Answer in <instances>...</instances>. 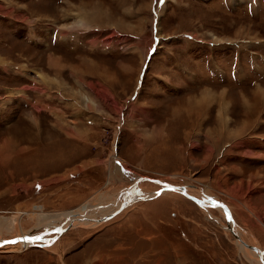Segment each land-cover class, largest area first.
Listing matches in <instances>:
<instances>
[{"label":"rangeland","instance_id":"374dc122","mask_svg":"<svg viewBox=\"0 0 264 264\" xmlns=\"http://www.w3.org/2000/svg\"><path fill=\"white\" fill-rule=\"evenodd\" d=\"M139 175L200 186L264 248V0H0V233L94 212ZM114 218L0 246V264H101L149 235L139 264H256L221 208L177 191Z\"/></svg>","mask_w":264,"mask_h":264},{"label":"bare ground","instance_id":"6f19581e","mask_svg":"<svg viewBox=\"0 0 264 264\" xmlns=\"http://www.w3.org/2000/svg\"><path fill=\"white\" fill-rule=\"evenodd\" d=\"M100 15H102V14H100ZM92 16V18H90V20H94L95 19V17L93 16V15H91ZM85 21H87V19L85 18ZM260 109V108H259ZM258 110V109H257ZM119 165V164H118ZM120 167H121V165H119ZM143 182H145L144 180H139L138 181V185H141V186H144V184H143ZM149 182V181H148ZM198 186H195V185H187V190L189 191V192H191V193H193V194H195V195H197L194 191H196L198 188H200V187H198ZM144 187H142V189H143ZM192 189V190H191ZM201 189V191H203L202 190V188H200ZM167 191H169V189H166V190H163V191H161L160 193H164V192H167ZM171 191V190H170ZM172 191H175V190H172ZM204 192V191H203ZM154 193V192H153ZM153 193H149L148 192V194H147V198H145V199H148V198H151L150 196H152L153 197ZM159 193V194H160ZM118 197V194L116 195V197H115V200L113 201V202H110V203H108L107 205H105V206H97L96 208H94L93 209V211L94 212H92V211H90L89 213H87L88 211H86V210H84L83 211V209H82V211L83 212H79V213H77V214H72V215H69V216H65V217H53L51 220H49V221H46V222H44V223H41V224H38V226H41L42 228H44V227H48V228H46L44 231H47V230H49V232L51 233V232H53V233H56V234H58L59 232V230H60V228L61 227H68L69 226V228L68 229H66L64 232H62L61 233V235L62 234H64L65 232H67L68 230H70L71 228H73V227H76V226H80V225H84V224H82V222L83 221H88V222H90V224L92 223V224H100V223H102V222H106V220H101V216L102 215H104V214H107V213H109V212H111V211H113L114 209H116L118 206H119V203H120V201H119V199L117 198ZM187 197V196H186ZM138 200H141V198L140 199H138ZM136 202V201H135ZM133 204V203H132ZM131 204V205H132ZM112 205L115 207V208H113L112 207ZM131 205H129V206H131ZM109 206H111V208H108V209H106L107 207H109ZM129 206H127V207H124L120 212H118L116 215H118V214H120L121 212H123L126 208H128ZM202 206V205H201ZM203 207H207V208H209V207H211V206H203ZM214 208H221V207H214ZM222 209V208H221ZM209 210V209H208ZM40 214H44V212H43V209H40V212H38V215H40ZM116 215H114V216H112L110 219H112V218H114ZM211 215V214H210ZM232 216H233V214H232ZM9 217H11V216H9ZM215 218V217H214ZM10 220H8L7 222H5L4 223V225H3V227H4V230H3V232H4V234L6 235V234H8V230H10L9 231V233H12L13 232V230H14V225H15V222L12 220V218H9ZM109 219V220H110ZM233 219H234V216H233ZM108 221V220H107ZM234 221H235V219H234ZM54 224H58V226H56V225H54ZM53 225V227H51ZM225 227V229L226 230H229V228H228V225H227V223L226 224H223ZM3 229V228H2ZM235 229H236V231H237V233H238V237L236 238L234 235V238L237 240V243L239 244V248H240V250H242L243 252H245V253H247V254H249V256H254V260H255V262H256V264H261L260 263V261L258 260V257H257V253L255 252V251H253L250 247H248V246H246V245H244L243 243H242V241H244V242H246L245 240H244V236H243V233L241 232V231H238L237 230V224H236V222H235ZM44 231H42L41 233H31L30 231H27V233H24V234H22L20 237H17L16 238V243H3L2 245H0V246H2V247H23L24 246V244H26L27 245V243H29V242H32V243H37V242H39V239H35L36 237H40V238H47L48 239V241H47V243H49V242H52V239L54 240V238L55 237H58L57 235L56 236H53L52 235V233L51 234H49L48 235V233H46V232H44ZM54 231H56V232H54ZM230 231V230H229ZM7 232V233H6ZM231 232V231H230ZM232 233V232H231ZM233 234V233H232ZM28 235H30V236H32V237H34V238H29V237H27ZM27 238V239H26ZM1 239H4V236H3V234L2 233H0V240ZM38 240V241H37ZM242 240V241H241ZM247 243V242H246ZM7 244H9V245H7ZM247 244H249V243H247ZM4 245H7V246H4ZM30 245V244H29ZM250 245H253L252 243H250ZM241 251V252H242ZM255 257H256V259H255ZM263 258H264V254H263Z\"/></svg>","mask_w":264,"mask_h":264},{"label":"water","instance_id":"95a60500","mask_svg":"<svg viewBox=\"0 0 264 264\" xmlns=\"http://www.w3.org/2000/svg\"><path fill=\"white\" fill-rule=\"evenodd\" d=\"M139 180L149 181V182H153V183H156L159 185V187L154 190L153 196L158 195L163 190L170 189V190H175V191L183 194L184 196H187L188 198H190L191 200H193L196 204H198L200 206L202 205V206H211V207H221L223 214H224L225 222L227 223L229 230L233 233V235L236 238L238 237V233L235 229V221L233 219L232 212H231L229 206L222 199L217 198V197H213L209 194H206L203 191H201V189L198 187H197L198 189L196 191H194L197 194V195H195V194H193L187 190L186 184L172 183L168 180H162L158 177H153V176H149V175H139L131 183H129L128 185L121 188L118 192V197H117L120 201L119 206L116 209H114L113 211L102 215L101 220H106V219L116 215L124 207L129 206L130 204H132L133 202L137 201L140 198L145 199L148 197L147 196L148 192H146L145 190L142 189V187H144V186L137 184ZM195 186H198V185L195 184ZM150 197H152V196H150ZM68 228H69V226L65 227V228L61 227L60 230L58 231L59 233L55 234L54 236H56V235L58 236L59 234H61L62 232H64ZM44 232L49 233V230L44 231ZM54 232H56V231H54ZM27 237L34 238L30 235H28ZM15 240H16L15 237L7 238V239H1L0 245L5 243L6 241H15ZM47 241H48L47 238H40L39 239V242H47ZM242 243L244 245L250 247L253 251H255L257 253V257H258V260L260 261V263L264 264V258H263L264 248H260L257 245L247 244L244 241H242Z\"/></svg>","mask_w":264,"mask_h":264},{"label":"crops","instance_id":"0c3cea01","mask_svg":"<svg viewBox=\"0 0 264 264\" xmlns=\"http://www.w3.org/2000/svg\"><path fill=\"white\" fill-rule=\"evenodd\" d=\"M93 157H91L90 159H92ZM88 159H89V157H88ZM89 159V160H90ZM88 163H90V162H88ZM53 170H57V169H53ZM58 172L57 171H55L52 175H54V174H57ZM64 174V173H63ZM52 175L50 176V177H52ZM62 177H67V176H58L57 178H54V180L55 181H58V180H60V179H62ZM39 182V181H38ZM52 182H53V180H52ZM49 183V182H48ZM48 183H46V184H44L43 185V187H48V186H50V187H53V188H56L57 187V185H52V183L51 184H48ZM39 184V183H38ZM53 188H52V190H53ZM58 194V193H57ZM57 194H53L52 196H56ZM85 203L86 202H83V203H81L79 206H76V207H74V208H68L69 210H65V211H57V212H64V213H70V212H72V211H75V210H77V209H79V208H81V207H83V205H85ZM1 217V216H0ZM10 218V217H9ZM113 219H115V218H113ZM113 219H110L111 221L113 220ZM110 220H108V221H110ZM110 221V222H111ZM107 222V221H106ZM54 225H56V226H58V224H54ZM125 225H127V226H125V227H127L126 229H128V226L129 227H132L133 226V222L132 221H130V220H126V224ZM51 227H53V225L51 226ZM45 228H48V227H45ZM136 229V228H135ZM131 231V230H130ZM136 234V230H135V233H130L129 231L127 232V231H125V230H121V231H118V233H117V236H118V238L116 237V242L117 241H119V242H121V244L122 243H124V242H126V243H129V242H133V240H135L136 241V237L134 238V235ZM17 237H20V236H16L15 238H17ZM146 238H147V244H146V246H145V248H143V249H141L139 252L137 251V246L136 247H134V248H130V250H132V252H134V253H132V254H126V255H123V254H114V253H111V252H106V254H104L103 253V255H104V257L106 258V259H108L107 261H101V264H139V263H137V262H135L134 260H135V255L134 254H140V253H142V252H144L145 254H149L150 255V257H151V253H152V251L151 250H153V247L152 246H150L151 244H152V242H153V239L150 237V235L149 236H146ZM4 239H6V238H4ZM135 246V245H134ZM110 253V254H109ZM112 254V255H111ZM153 256V255H152ZM146 258H150V257H148V256H145ZM153 258V257H152ZM152 258H150V259H152ZM152 260H154L155 261V259L153 258ZM179 263V262H178ZM140 264H150L149 262H147V260H145V261H143V262H141ZM179 264H181V263H179Z\"/></svg>","mask_w":264,"mask_h":264},{"label":"snow or ice","instance_id":"6c2138e0","mask_svg":"<svg viewBox=\"0 0 264 264\" xmlns=\"http://www.w3.org/2000/svg\"><path fill=\"white\" fill-rule=\"evenodd\" d=\"M35 239H40V238L39 237H36ZM5 243H16V241H6Z\"/></svg>","mask_w":264,"mask_h":264},{"label":"trees","instance_id":"16d2710c","mask_svg":"<svg viewBox=\"0 0 264 264\" xmlns=\"http://www.w3.org/2000/svg\"><path fill=\"white\" fill-rule=\"evenodd\" d=\"M227 8H229V7H227Z\"/></svg>","mask_w":264,"mask_h":264}]
</instances>
